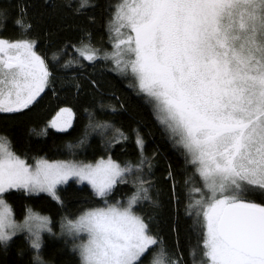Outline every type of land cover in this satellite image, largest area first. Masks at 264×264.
I'll use <instances>...</instances> for the list:
<instances>
[{
	"label": "snow or ice",
	"instance_id": "obj_1",
	"mask_svg": "<svg viewBox=\"0 0 264 264\" xmlns=\"http://www.w3.org/2000/svg\"><path fill=\"white\" fill-rule=\"evenodd\" d=\"M98 17L110 48L93 43ZM120 84L151 108L180 169L166 161L157 176L160 153H146L139 127L130 129L135 159L113 157L129 140L112 122L126 111ZM48 91L61 106L28 133H65L79 109L86 123L68 147L95 148V133L102 151L93 160L50 159L53 143L29 157L0 131V264H70L63 249L46 254L44 232L65 238L75 264H264V0H0V114L15 120ZM178 172L195 237L187 259ZM70 180L101 206L61 216L59 233L27 203L14 218L9 200L19 195L46 194L63 209ZM165 196L171 246L157 219Z\"/></svg>",
	"mask_w": 264,
	"mask_h": 264
},
{
	"label": "trees",
	"instance_id": "obj_2",
	"mask_svg": "<svg viewBox=\"0 0 264 264\" xmlns=\"http://www.w3.org/2000/svg\"><path fill=\"white\" fill-rule=\"evenodd\" d=\"M103 2V0H101ZM111 3H118L119 0H110ZM93 43L100 45L103 40V46L110 48L107 43V33L103 26V20L98 17V25L93 30L92 34ZM67 58V57H65ZM73 69H68L71 72ZM110 78H115L112 73L107 74ZM119 95L125 100V110L119 111L113 117V124L116 127H121L126 133L129 134V140L126 144L114 146L112 155L114 158L123 161L126 157L135 159V147L134 137L132 136L130 129L132 127H139L141 132L145 134L146 141V153L150 154L153 150H158L160 153V164L156 168V174L159 176L162 171V165L167 161L172 163L174 169H180L183 165V158L172 148L171 144L167 140V137L162 132L161 128L156 124L152 115L151 108L145 104L140 98L136 97L130 89L124 84L118 85ZM39 103L36 104L31 111H25L23 116L17 117L15 120H8L3 114H0V131L7 130L11 136L14 144V148L17 152H21L23 148H28L29 157L34 154L44 155L47 151L45 146H50L53 143L59 146L54 151H47V156L50 159H86L93 160L95 156L101 154L99 149L100 137L98 134L93 133L89 142L96 146L92 149H77L75 147L69 148L68 145H75L78 138L83 131V125L86 123V116L76 110L74 116V124L71 128L66 130L65 133H59L57 130L48 129L46 136H35L28 133V129L35 127H42L47 120L55 113L58 107L61 105L56 98H53L51 92L42 93L38 98ZM151 131V135L147 133ZM44 149V151H39ZM122 149H124L122 151ZM94 153V154H93ZM191 171V169H189ZM177 179L180 183L176 187L177 195L179 196V203L177 206L178 223L180 230V243L181 250L185 254L187 259V248L189 243H195V237L191 234L190 225L192 223L191 217L185 215L184 205L187 198V192L182 187L183 185V173H177ZM196 187H200V182L197 178ZM61 195L64 199V207L61 209L55 201H53L46 194H40L30 199H24L22 195L13 197L9 200V203L14 209V218L19 221L22 220V206L27 203L34 210L43 215H48L52 218L53 230L57 233L60 232V218L61 216H67L69 219H73L79 215L80 211L85 207L101 206L102 202L98 198L91 197L90 189L84 184H76L75 181L70 180L69 183L61 186ZM131 191V186H121L119 189L121 198L123 199L125 193ZM196 195V194H193ZM111 202V201H110ZM163 207L159 210L158 216L159 226L161 228V234L165 236V239L169 246L172 245V239L168 235L167 223L170 221L171 212L170 205L167 197H162ZM137 210H140L139 208ZM42 237L45 241V252L50 254L53 251H60L63 249V260L69 261L70 264H75L78 259L74 253H68L67 247L64 244V237L49 236L48 233H42ZM191 237V240L189 239ZM17 239H22V236H18ZM69 244H71V238H68Z\"/></svg>",
	"mask_w": 264,
	"mask_h": 264
}]
</instances>
